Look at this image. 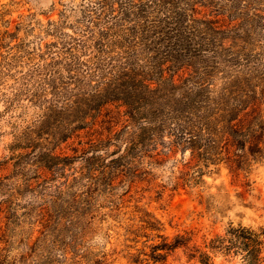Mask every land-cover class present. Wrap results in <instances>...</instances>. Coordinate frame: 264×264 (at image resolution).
<instances>
[{
    "label": "trees",
    "instance_id": "obj_1",
    "mask_svg": "<svg viewBox=\"0 0 264 264\" xmlns=\"http://www.w3.org/2000/svg\"><path fill=\"white\" fill-rule=\"evenodd\" d=\"M89 7L76 27L79 38L71 45L57 40L51 49L58 51L40 54L51 60L29 91L39 111L14 129L7 147L14 173L7 183L0 179V211L30 195L26 215L36 217L46 238L53 223L93 215L117 182L140 173L128 167L137 149L157 165L181 152L178 185L191 187L205 183L214 166L247 170L264 158L257 143L264 138V77L255 75L251 57L264 44L257 30H264V0H91ZM45 29L63 35L59 21ZM7 34L13 36L7 30L0 44ZM214 84L219 97L211 95ZM217 111L227 112V138L211 134ZM139 121L146 123L136 143L125 146L128 122ZM63 144L68 150L58 151ZM262 236L230 226L210 252L262 264ZM182 244L165 238L154 247L165 251L155 261ZM200 258L211 264L209 252Z\"/></svg>",
    "mask_w": 264,
    "mask_h": 264
},
{
    "label": "rangeland",
    "instance_id": "obj_2",
    "mask_svg": "<svg viewBox=\"0 0 264 264\" xmlns=\"http://www.w3.org/2000/svg\"><path fill=\"white\" fill-rule=\"evenodd\" d=\"M90 1L0 0V36L7 30L13 34L4 35L6 38L0 44V179L5 183L9 182L6 177L15 169L13 161L7 159V147L13 140L14 129L25 127L39 111L30 101L29 91L37 80L46 76L48 69L44 65L51 60L49 54H45L47 58L40 54L58 51L57 46L51 49V44L57 40L71 45L72 37H80L76 27L89 10ZM50 21L60 22L61 37H55L53 31L45 29ZM257 30L259 33L264 31L259 27ZM68 34H72L71 37ZM260 43L263 46L255 48L251 57L255 75L264 77V44ZM61 148L58 151L68 150L64 144ZM173 158L176 161L182 159L181 152L160 161L157 166H163ZM186 158H189L188 153ZM181 168V162L179 167L172 166L175 172ZM212 170L204 177L206 182L203 184L207 185L208 193L198 192L200 199L192 205L193 209L200 205L206 212L211 211L218 195L226 190L220 199L221 203L225 199L228 201L232 220L227 223L251 227L263 233L264 240V158L252 163L247 170L237 171L228 163L214 166ZM149 171L145 169L124 183L117 182L112 196H102L93 215L75 219L77 221L71 224H67L69 216L60 225L53 223L47 238L43 237V226L36 217L26 215V206L32 200L30 195L6 202L0 211V264H203L201 252L212 255L211 264H233L234 258L243 259L240 254L210 252L212 240L221 231L225 235L230 227L213 230L216 221L209 224L202 213L198 212L197 216L205 226L190 227L183 235L170 232L166 235L146 220L153 214L159 215L154 209L165 197L172 204L184 207L180 202L188 200V188L191 187L182 182L179 185L173 183L171 188L167 184L153 187V181L145 175ZM153 232L155 236L151 235ZM165 238L169 243L178 238L183 244L169 252L166 260L155 261L154 256L165 251L154 252V247L164 243ZM262 257L264 264V248Z\"/></svg>",
    "mask_w": 264,
    "mask_h": 264
},
{
    "label": "clouds",
    "instance_id": "obj_3",
    "mask_svg": "<svg viewBox=\"0 0 264 264\" xmlns=\"http://www.w3.org/2000/svg\"><path fill=\"white\" fill-rule=\"evenodd\" d=\"M213 89L214 90L211 95L213 97H219L220 84H214ZM243 115L244 113H241V116ZM226 117V111L224 115H221V111H217L216 117L213 118L214 120H217L218 118V121L215 124L217 131L211 134L216 135L217 138L221 136L227 138L226 132L224 131L225 127L228 125V119ZM145 123V121H139L138 124L128 122V128L124 134L127 137L124 142L125 146L134 145L136 143V134L139 130V125H143ZM236 126L238 127L239 125L237 124ZM199 131L200 129L198 127H194V134L195 132ZM203 134L209 135L210 133L208 131H205ZM166 139L170 138L166 137ZM257 143L259 144L260 151L264 152V138L259 139ZM136 151L138 152V154L135 156V159L129 157L131 163L128 165V167L141 172H143L145 169H149L150 171L146 172L145 175H148L149 179L153 181V187H155L156 184H167L168 187L171 188V185L173 183L178 182L180 173L172 170V166L174 164L175 167L180 166V162L176 161L175 158H173V160H169L163 166H157L156 161L154 159L149 161L148 158L144 155L143 151H140L138 149ZM244 151L246 153L247 149L245 148ZM192 171L195 172V169H193ZM195 179H197V177H193V179L189 181V184H192ZM201 190H203L205 195H207L208 188L207 185H204L203 183H201L198 188L189 187L188 200H182L180 202L184 205V207L172 204L167 197L161 199L158 202L157 207L154 209V212H158L159 215L153 214L152 216L146 217L145 219L151 221L154 226H158L160 231L165 233L166 235H168L169 232L172 235H175L177 233L183 235L185 230L189 229L190 227L195 226L198 229L204 227L205 225L203 221L197 216L198 212L203 214V219L206 220L209 224H211L213 220L216 221V223L212 225L213 230L227 229L230 226L243 227L242 224L229 225L227 223V221L232 220V216L228 212V201L225 199L223 203H221L220 199L223 194V191L226 190H222V193L218 195L212 205L211 211L206 212L205 209L200 205H197L195 209H193L192 205L195 203L196 200L200 199V197L198 196V192ZM145 207L147 208L149 206L145 205ZM213 213L215 215H213ZM169 224H171V229H169ZM201 234L203 235V233ZM151 235L155 236L156 233L153 232L151 233ZM220 235H223L222 231L220 232ZM233 264H245V261L240 257H236L234 258Z\"/></svg>",
    "mask_w": 264,
    "mask_h": 264
}]
</instances>
